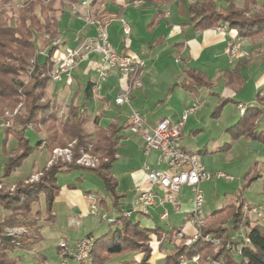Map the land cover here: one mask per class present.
<instances>
[{
  "label": "crops",
  "instance_id": "crops-1",
  "mask_svg": "<svg viewBox=\"0 0 264 264\" xmlns=\"http://www.w3.org/2000/svg\"><path fill=\"white\" fill-rule=\"evenodd\" d=\"M82 1L84 0H77L65 6L60 17L61 34L59 37L62 41L56 51L57 54L65 47L75 46L86 36L96 33L94 26L89 24L84 16L86 8L82 5ZM87 1H90L88 8L95 17L103 13L117 15L104 22L109 40L118 52H128L145 60L141 74L143 85L132 89L129 104H118L115 98L127 88L126 78L117 69L111 70L108 76L102 78L96 65L91 64L89 60H84L74 69L71 80L49 81L46 89L50 90V97L55 99L54 94L58 92V102L66 93L68 108L79 87L84 88L88 80L95 83L94 99L85 101L83 90H81L76 103L85 104L93 117H99L101 125L106 126L111 121L123 125L120 131L122 138L119 151L112 172L118 181L117 191L124 196L120 200V207H113L111 195L107 194L102 180L93 172L75 169L71 172L59 173L57 179L61 188L54 203L57 220L54 224H46L42 227L43 238L40 241L32 243L30 248L21 251L20 264H31L33 261L35 264H60L58 255L61 251L59 247L61 240H67L74 233L78 234L77 240L86 235L97 237L105 233L109 229V220L102 218L108 222L105 228L104 225H96L94 219L82 218L85 213H90L93 204L97 205L98 213L103 210V214H106L109 219H114L121 212L125 214L128 211L130 218L139 221L143 227L153 229L157 225L161 226L164 230L162 237L155 238L152 242V261L153 264H166L165 256L180 241L178 231H183L185 236H190L195 231L194 225L190 222L193 192L188 187L183 188L177 201L181 210L176 211L171 203L159 204L164 192L158 185L153 187L156 192V205L153 210L159 213L164 210L169 212L167 219H162L161 213L159 214L160 220L165 221V224L161 223L154 216L155 214H147L134 205L138 195L150 188V181L144 169L145 164L152 169H160L164 165L158 163L157 150H151L148 155L144 153L143 137L139 133H133L129 128L131 113L133 110L139 111L149 125H155L166 117L177 123L182 120L185 111L194 102H199L201 106L188 114L180 137L184 148L198 153L206 168L210 170L216 168L218 165L217 151L221 149L223 143L227 144V141H230L232 146H235L241 143L242 138L245 143L254 145L258 149L256 158L259 159L261 154L264 157V143L249 139L247 141L244 136L233 139L227 132V128L239 119L246 106L257 104L256 94L259 91L264 93V37L258 41H252L250 38L240 36L236 29H234L235 33V31H217L214 26L206 29L195 28L187 10L192 0H172L158 6L143 0L130 3L125 0ZM237 1L240 3L243 0ZM180 2L184 6L182 10ZM218 5H226V3L219 0ZM123 21L132 26L131 34L127 36L123 33ZM238 38L243 47L250 52L248 57L232 56L227 53L229 40ZM90 59L99 65L103 64L99 54H92ZM239 61H243L240 66L243 85L237 89L229 86L222 74L226 69H233ZM189 67L206 72L214 81L213 87H202L195 91L185 88L182 82L188 78L186 70ZM221 96L233 97L238 102L228 103L221 116L214 118L212 112ZM90 123L93 128H88V130L94 133L95 124L93 121ZM257 129L264 130V107L262 115L257 120ZM26 133L32 140L33 134H29V128ZM17 145V139L10 135L7 149H14ZM42 145L13 172V175L7 179L8 184L26 178L37 165L42 168L48 163L50 151L48 150V154L44 153L47 149ZM43 158L46 162L41 166L39 162ZM229 159L231 166H235L234 157L230 156ZM6 160L7 156L0 144L1 168ZM259 177H262L261 172ZM102 199H105L104 205L100 203ZM262 201H264V196L258 203ZM247 203L252 204L250 201ZM112 207L115 210L114 213L111 210ZM6 213L7 211H3L2 216ZM208 218L207 216V220ZM261 220L263 221L264 217ZM241 231L244 232V230ZM50 243L56 246L55 259L50 258L47 253V250H50ZM139 257L140 253L132 252L118 259L124 262V260H138ZM73 263L76 262L71 261V264Z\"/></svg>",
  "mask_w": 264,
  "mask_h": 264
},
{
  "label": "trees",
  "instance_id": "trees-1",
  "mask_svg": "<svg viewBox=\"0 0 264 264\" xmlns=\"http://www.w3.org/2000/svg\"><path fill=\"white\" fill-rule=\"evenodd\" d=\"M12 1L0 0V118L4 117L6 109L14 111L19 104L21 106L13 115L11 124L5 127L1 142L7 160L0 173V208L7 213L0 216V264H20L22 252L43 238L42 227L56 222L54 203L61 188L57 179L59 173L75 169H88L93 172L102 180L107 194L111 195L113 207L119 208L120 200L124 196L117 191L118 181L112 172L123 125L116 121H111L106 126L101 125L99 117H93L85 104L76 103L81 90L85 101L94 99L95 83L88 80L84 88L79 87L68 105L66 115H60L62 106L55 98L45 96L50 81L47 71L60 47V44H53V41L61 34L60 17L66 3L63 0H19L20 5L16 6ZM76 1L69 0L71 3ZM125 1L130 3L138 0ZM143 1L158 6L172 0ZM218 1L192 0L188 4L190 21L195 28L206 29L223 21L230 28L236 29L240 36L252 41L264 37V9L250 13V6L255 5L258 0H244L241 7L235 0H223L226 5L220 6ZM182 4L180 2L181 10L184 9ZM38 37L43 38L47 46L43 55L36 52ZM34 57L35 63H32L31 59ZM242 63L243 61H239L233 69H226L222 74L226 83L237 89L243 85L240 74ZM30 66L31 75L25 81L23 76L27 74ZM186 74L188 78L182 84L190 91L202 87L211 88L214 85V81L203 70L189 67ZM256 101L257 104L246 106L239 119L227 128L233 139L244 136L251 141L264 143V130L257 129V120L264 107L262 91L256 94ZM229 102L238 101L233 97L221 96L212 116L218 118ZM91 121L96 127L94 133L87 129ZM30 127L36 132L44 133L36 143H32L26 133ZM10 135L17 139L18 145L9 150L7 141ZM66 140L74 142L71 161H57L45 165L38 180L30 181L27 176L16 180L13 189L6 182L41 144L50 151L55 147L65 146ZM83 149L99 156L96 167L77 163ZM259 176L260 173L250 175L248 183ZM42 197L44 209L35 210L34 204L39 203ZM104 201L102 199L100 203L104 205ZM247 204L245 198L238 196L237 200L223 204L210 214L202 231L219 239L216 247L201 237L188 245L179 241L165 256L166 264H179L181 255H186L191 260L195 254H199L195 264H213V261L220 264H243L245 261L264 264V223L259 218L249 217L244 209ZM9 228H24L25 232L13 235L8 233ZM241 230H244L249 241H244L238 235ZM163 231L158 225L153 229L143 227L139 221L121 212L109 221V229L105 233L95 237L88 257L75 264H153L152 242L155 238H161ZM238 249H241L240 254L237 253ZM132 252L140 253L138 260L123 262L118 259Z\"/></svg>",
  "mask_w": 264,
  "mask_h": 264
},
{
  "label": "built area",
  "instance_id": "built-area-1",
  "mask_svg": "<svg viewBox=\"0 0 264 264\" xmlns=\"http://www.w3.org/2000/svg\"><path fill=\"white\" fill-rule=\"evenodd\" d=\"M82 5L86 8L84 10V16L87 22L94 26L96 33L86 36L75 46L65 47L59 54L55 53L52 66L48 69L47 75L50 81H61L63 79L71 80L74 69L84 60H89L91 64L96 65L102 78L108 76L111 70L117 69L126 78L127 88L117 95L115 101L118 104H129L132 89L143 85L141 74L145 66V60L128 52H118L109 40L108 31L104 26V22L111 20L117 15L103 13L95 17L88 8L90 1L84 0L82 1ZM214 28L217 31H235L236 33V30L230 28L227 23H219L214 26ZM131 32L132 26L130 23L123 21L124 35L127 36L131 34ZM61 41L62 38L57 37L53 44H60ZM226 51L232 56L242 55L243 57H248L250 55V52L243 47L239 38L229 40ZM92 54L101 55L103 64L99 65L97 62L91 60L90 56ZM200 106L201 103L194 102L185 111L182 120L177 123L172 122L170 118L166 117L155 125L147 124L141 113L137 110H133L131 113V124L129 126L130 130L133 133L141 134L143 137L144 153L148 155L151 150H157L158 163L164 165L163 168L152 169L148 164H145L144 169L150 181V188L142 191L138 195L137 199L134 201V205L141 208L145 213L151 214V208L153 209L156 205V192L153 187L158 185L164 192V195L160 198L159 204L163 205L165 202H168L173 205L176 211H180L181 208L177 205L179 196L184 187L190 188L193 192V207L190 210V222L194 225L195 231L190 236H185L183 231H178V238L188 245L201 237L205 241L212 242L214 247H216L219 243V239L214 238L210 233L204 234L202 231V228L207 223V216L204 212L205 195L201 185L203 181L213 178L214 176L225 178H232V176L220 170L210 173L201 162L199 154L189 151L183 146L180 137L182 126L188 114L197 110ZM240 107H242L241 104ZM2 124L4 127L8 126V124ZM66 151H68L67 158L70 159V150L67 148ZM77 162L95 166L99 163V158L85 151L83 155L77 159ZM245 210L253 219H261L264 217V201L257 204H249L245 207ZM90 212L92 214H98L97 205L93 204ZM125 214L129 215L130 212L127 211ZM168 214V210H164L160 214V217L162 219H167ZM102 218L109 221L113 220L109 219L106 214H102ZM7 231L13 235H19L24 233L25 229L9 228ZM238 235L243 238L244 241H249V238L243 231H240ZM94 241L95 237L93 235H86L74 243L61 240L59 242L61 249L59 255L60 264H71V261L81 262L86 259L92 249ZM228 246H230V244H228ZM237 253L240 254L241 249H238ZM198 259L199 254H195L191 260L188 259L186 255H181L179 264H190L191 262H197ZM213 264H220V262L213 261ZM243 264L254 263L245 261Z\"/></svg>",
  "mask_w": 264,
  "mask_h": 264
},
{
  "label": "rangeland",
  "instance_id": "rangeland-1",
  "mask_svg": "<svg viewBox=\"0 0 264 264\" xmlns=\"http://www.w3.org/2000/svg\"><path fill=\"white\" fill-rule=\"evenodd\" d=\"M63 1L66 3V6L72 4L71 2H69V0H63ZM235 1H236L237 5L240 7L243 6V4H244V0L241 1L240 3L237 0H235ZM12 3L15 4L16 6L20 5L19 0H13ZM250 8H251L250 13H252V14L256 11L263 10L264 9V0H258V2L255 5L250 6ZM219 23H225V22L221 21ZM216 25L217 24H215L214 26H216ZM36 41H37V47H38L36 52H38V54H40V55L45 54L47 46L44 43V39L38 37L36 39ZM33 60H34V62H33ZM31 62L35 63V57L31 59ZM31 70H32V66H30V68H28L27 74L23 76V78L26 79L25 81H28V79L30 78ZM50 93H51L50 90L46 89V95L45 96L50 97ZM55 95H56V100L58 101V92H56L54 94V96ZM67 101H68L67 95L65 93L64 95H62V98L59 101V103L62 106V108L60 110V115H66L67 110H68L67 105H66ZM229 103H231V102H229ZM20 106H21V104H19L18 107L14 111L6 109L4 117L0 118V122L4 123V125L8 124V126H9L12 122L13 115L18 112ZM63 106H65V107L63 108ZM2 123H0V144H1L2 139H3V136H4L3 132L5 129V127L3 126ZM88 128L89 129L93 128L92 123H89L87 125V129ZM41 133L36 132L32 128H29V134H31V135L33 134L32 143H36L37 140L44 134L43 132H41ZM246 140H247V138H246ZM244 141L245 140L242 138L241 143L236 144L235 146H232V144H231L232 142H230V141H227L228 142L227 144L223 143L222 148L219 149V151H217L218 165H216V168L214 167L211 170L207 168V170L210 173L220 170V171L226 172L232 176V178L214 176L213 178L207 179V180L202 182L201 186H202V189H203L204 195H205L204 212L206 213V216H208V217L210 216L209 214H211L217 208H220L223 204L237 200L238 196L244 197L246 199V201H248V202L250 201L252 204H257L264 196V166H263L264 165V162H263L264 157H262V154H261V156H259L260 157L259 159L256 158L258 149L254 145H248ZM73 145H74L73 141L66 140L65 146H58V147L53 148V150H50V159L46 165L48 166V165H50L54 162H57V161H71L73 159ZM42 146L44 147V144ZM67 148L70 150V152H69L71 154L70 159L67 158V154H68V151H66ZM89 150H90V148H89ZM89 150L83 149L80 156L83 155V153L85 151L92 153ZM44 153L48 154V150H45ZM93 155H95L97 158H99L98 155H96V154H93ZM230 156L234 157L235 166H231V164L229 163L228 160H230L229 159ZM45 162H46V160H45V158H43L39 163L42 166L43 164H45ZM78 164L86 166V167H96L98 165V164H96L95 166H89V165H85L82 163H78ZM42 168H40V166L37 165L36 168L32 169L31 174L28 175V178H29L28 180H30V181L38 180L39 177L42 175V172H43ZM81 171L91 172L88 169H81ZM1 172H2V168L0 167V173ZM255 172H256V175L261 172L262 177H258L257 179H254V180H252V182L248 183L250 175H252V173H255ZM12 175H13V173H12ZM14 178H16V177H14ZM12 180H10V181H12ZM6 182H7V180H6ZM9 185L13 189V187H14L13 183L12 184L9 183ZM44 205H45L44 197H42V199L39 203L34 204V209L35 210L43 209ZM247 205H249V204H247ZM247 205H245V207ZM245 207H244V209H245ZM57 209L59 210L58 206H57ZM111 210L113 213L115 212L113 207ZM3 211L4 210L2 208H0V216L3 215ZM103 212L104 211L101 210L96 215L91 214V212L85 213L82 216V218H86V220L94 219L96 221V225L101 224V225H104L106 228L108 225V222H106L102 219ZM151 212H152V215L155 214L154 216H156V218L159 219V221H161V223L165 224V221L160 220L159 214L161 212L159 213V212L153 210L152 208H151ZM249 217H250V215H249ZM81 219H79V220H81ZM262 222L264 223V220ZM98 233H99V231H98ZM74 234L70 235L67 238L68 242L71 243V242H74L75 240L78 239V234H76V233H74ZM49 246H50V250H47V253L50 256V258L55 259L57 256L56 249H55L56 246H54L53 244L51 245V243ZM155 249H156V247H155ZM31 264H35V261L31 262ZM191 264H195V262H191Z\"/></svg>",
  "mask_w": 264,
  "mask_h": 264
}]
</instances>
